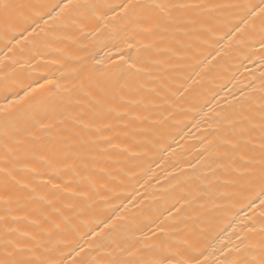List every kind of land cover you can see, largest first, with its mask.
Here are the masks:
<instances>
[{"label": "bare ground", "instance_id": "bare-ground-1", "mask_svg": "<svg viewBox=\"0 0 264 264\" xmlns=\"http://www.w3.org/2000/svg\"><path fill=\"white\" fill-rule=\"evenodd\" d=\"M28 2L0 27V81L21 95L53 83L0 118V256L11 240L49 264H137L162 247L175 264H260L245 164L261 156L264 0Z\"/></svg>", "mask_w": 264, "mask_h": 264}, {"label": "snow or ice", "instance_id": "snow-or-ice-1", "mask_svg": "<svg viewBox=\"0 0 264 264\" xmlns=\"http://www.w3.org/2000/svg\"><path fill=\"white\" fill-rule=\"evenodd\" d=\"M173 6L185 7V5ZM31 7L32 5L28 2V0H0V27H2L5 32L14 30L18 22L26 19V13L31 9ZM58 7L60 8V11L63 12L68 8L76 10H79L80 8L92 9L97 7V5L88 3L80 4L78 0H66V2L58 5ZM122 7L127 8L128 5H123ZM156 7L161 8L162 6L156 5ZM260 12L264 13V8H261ZM253 15H255V13H253ZM27 30V28L24 29V31ZM258 43L260 44V47L264 49V23H262L259 31ZM41 80H43V83L37 81L36 87H30L23 93V95H21L20 92L13 91L6 79L4 81H0V101H2L0 102V118L7 122L13 116L20 113L21 109L14 107L16 105H22L24 107L36 104L42 105L45 102L43 99L45 91L50 90L46 89V85L52 84L53 81L49 80L47 77H41ZM261 112V122L258 126L261 134V156L259 161H250L245 164V169L247 173L246 179L248 185L250 187L257 184L259 185L260 191L257 198L260 200V206L264 207V105L261 106ZM224 120L225 122L233 124L236 123L232 117H225ZM253 130L255 131L256 129L253 128ZM116 219L119 218L117 217ZM105 226L113 229L119 227V225L115 224V221H112ZM53 227L59 226L53 224ZM158 228L161 233L165 231L162 226H158ZM80 251L84 252L85 250L81 248ZM201 255H203V253H201ZM157 256V259H152L147 262L138 261L137 264H175L169 249L162 247L158 251ZM0 264H49V262L46 260L29 258L17 244H14L11 240H5L3 253L2 256H0ZM81 264H91V262L85 258ZM184 264H202V262L199 257H193L192 259L185 261ZM241 264H245V262L242 261ZM260 264H264V260H262Z\"/></svg>", "mask_w": 264, "mask_h": 264}]
</instances>
